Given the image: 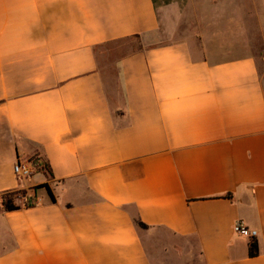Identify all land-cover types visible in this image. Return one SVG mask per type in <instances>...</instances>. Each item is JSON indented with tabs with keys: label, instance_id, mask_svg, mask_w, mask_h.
<instances>
[{
	"label": "crops",
	"instance_id": "obj_1",
	"mask_svg": "<svg viewBox=\"0 0 264 264\" xmlns=\"http://www.w3.org/2000/svg\"><path fill=\"white\" fill-rule=\"evenodd\" d=\"M0 264H264V0H0Z\"/></svg>",
	"mask_w": 264,
	"mask_h": 264
},
{
	"label": "trees",
	"instance_id": "obj_2",
	"mask_svg": "<svg viewBox=\"0 0 264 264\" xmlns=\"http://www.w3.org/2000/svg\"><path fill=\"white\" fill-rule=\"evenodd\" d=\"M44 168H45V174L47 175L48 178L52 177V170L51 167L47 162L44 161ZM47 191L52 195L50 192V189L48 186H44ZM39 189V188H36ZM28 193L25 190H16V191H10V192H5L2 194V206L3 210L5 212H13V211H18L21 209H29L34 207L32 203L29 204H23V198L27 195ZM231 194H228L226 197L231 198ZM35 198L31 197V200H34ZM135 225L140 228V229H148V226L144 224L140 219H135ZM248 253L249 257H257L259 255V245L256 239H252L249 248H248Z\"/></svg>",
	"mask_w": 264,
	"mask_h": 264
},
{
	"label": "built area",
	"instance_id": "obj_3",
	"mask_svg": "<svg viewBox=\"0 0 264 264\" xmlns=\"http://www.w3.org/2000/svg\"><path fill=\"white\" fill-rule=\"evenodd\" d=\"M15 176L19 180H25L30 177H32L37 172H43L45 173L44 168V162L41 158H33L30 161H26L23 163H17L14 165L13 168ZM32 203L34 206L38 205V202L36 199L31 200V197L27 194L23 198V204H29ZM233 231L235 234L242 236L244 238L248 239H256L258 236V231L249 228L247 225H245L242 221H237L233 226Z\"/></svg>",
	"mask_w": 264,
	"mask_h": 264
},
{
	"label": "rangeland",
	"instance_id": "obj_4",
	"mask_svg": "<svg viewBox=\"0 0 264 264\" xmlns=\"http://www.w3.org/2000/svg\"><path fill=\"white\" fill-rule=\"evenodd\" d=\"M105 73L107 74V77H108L107 81L110 83L113 82L112 85L115 88H117V82H118L117 74H118V72L115 69L114 63L109 64V67L106 69Z\"/></svg>",
	"mask_w": 264,
	"mask_h": 264
}]
</instances>
